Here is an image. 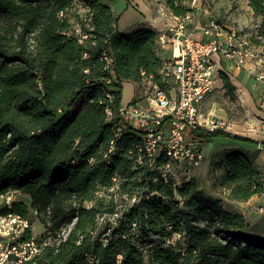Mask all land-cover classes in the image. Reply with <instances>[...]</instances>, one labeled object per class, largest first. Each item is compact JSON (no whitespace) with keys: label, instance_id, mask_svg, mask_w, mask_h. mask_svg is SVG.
<instances>
[{"label":"trees","instance_id":"trees-1","mask_svg":"<svg viewBox=\"0 0 264 264\" xmlns=\"http://www.w3.org/2000/svg\"><path fill=\"white\" fill-rule=\"evenodd\" d=\"M158 1L174 17L190 11L191 0ZM246 1L260 20L249 41L264 48V0ZM118 19L108 0H0V199L11 191L28 196L48 232L33 241L30 229L23 231L20 242L36 246L19 264H264V241L249 233L242 214L224 209L194 178L175 186L133 164L134 132L104 157L113 138L105 109L120 105L123 83L137 89L142 73L157 79L167 58L156 31L120 33ZM220 78L231 91L226 74ZM194 135L209 146L256 143L220 129ZM218 166L228 199L246 202L263 193L252 154L232 150ZM113 178L120 180L115 190ZM115 196L137 199L111 227L99 220L113 215ZM27 213L13 203L0 215ZM175 234L185 238L177 249L170 242ZM17 261L11 253L5 264Z\"/></svg>","mask_w":264,"mask_h":264},{"label":"built area","instance_id":"built-area-1","mask_svg":"<svg viewBox=\"0 0 264 264\" xmlns=\"http://www.w3.org/2000/svg\"><path fill=\"white\" fill-rule=\"evenodd\" d=\"M198 3V0H191L190 11L185 16L176 17L174 24L158 32L159 48L167 53V58L163 61L157 79L142 73L140 85L129 104L120 103L116 109L109 106L105 109L106 122L111 125L113 138L104 157L109 159L114 155L117 141L132 131L136 139L130 152L136 156L133 164L146 167L155 174L154 181L173 179L175 186L185 183L179 180L177 174H182L183 179L189 178L191 171L201 165L205 146H209L204 139L196 137L194 131H214L220 128L219 120L211 113L203 114L207 97L217 89L215 57L223 55L230 60L237 57L236 68L252 70L253 65L246 67L249 64L247 57L251 56V49L256 47L249 38H236V32L230 31L228 35L224 33L218 21L207 10H204L205 18L198 20L203 37L196 38L189 27L196 21ZM104 60L105 69L114 79L111 59L104 56ZM256 80L264 81V73H258ZM106 98L111 103L112 96L109 93ZM113 183L115 190L120 180L113 178ZM136 199L132 197L130 206ZM7 204L10 207V203ZM90 206L88 204L87 208ZM122 212L117 208L110 216L111 219L116 221ZM3 224L12 226L13 239L23 232V228H27L25 219L10 214L0 215V229ZM30 244L33 242L23 245L30 247ZM33 252L34 248L30 250V253ZM11 253L18 257V264L30 258V255L20 258L21 251L18 252L15 246L7 243L6 252L0 254V264H5Z\"/></svg>","mask_w":264,"mask_h":264},{"label":"rangeland","instance_id":"rangeland-1","mask_svg":"<svg viewBox=\"0 0 264 264\" xmlns=\"http://www.w3.org/2000/svg\"><path fill=\"white\" fill-rule=\"evenodd\" d=\"M125 2L127 4H135L137 13H139L141 10L139 2H142L145 6H149L150 4L158 5L157 0H108V5L110 8H112L111 10L113 14L116 13V15H118V11H120ZM198 2V20L205 18L206 13H204V10H207V13L218 21L220 27L227 35L230 33V31L236 32V38H249V36L256 34L260 20L258 17H255L252 14L246 0H198ZM75 8L80 18L84 19L85 9L80 5H76ZM167 12L168 11L163 13L168 14ZM124 18L125 16L121 17V19L119 18L117 21V25L119 27L122 26ZM73 30L77 34L80 32L78 26L76 25L73 26ZM162 55L165 56V51H162ZM219 72L218 79H220V84L222 85L207 97L203 107V114L206 115L207 113H211V115L215 118L222 117L223 122L222 125L220 124L219 129L229 132L232 135L243 137V134H247L248 131H251L250 133L256 132L252 126L254 122L260 118L259 111H262V109L258 108L254 102L249 104L244 103V101L239 97L238 92V89H249V87L242 84L243 82L240 80L235 79L232 73H229L226 76L228 77L232 87L230 91L225 87L224 82L220 78ZM220 84L218 83V85ZM135 93V85L132 82H125L122 88L121 103L123 105L129 104L134 98ZM214 105L218 109H221L220 111H217L218 113H212ZM80 106L81 101L78 102L76 108H79ZM246 123L251 125V128L246 126ZM212 143V146H205L203 150L204 159L202 164L191 171L189 178H194L199 186L205 191V193L218 200L224 209L242 214L249 225V233L264 241L263 209L258 207L259 209L256 211L253 210L254 212H252V210L249 211V209H242L240 205L236 204L235 201L228 199L227 186L221 181L222 171L219 169L218 164L227 152L236 150V144L232 143L231 141H224L223 143L213 141ZM207 144L209 143L207 142ZM177 175L179 180H184L185 183L186 179H189L187 177L183 179L182 174ZM8 202L10 203V206L13 203H20L26 206L28 209L25 220L27 221V228L30 229L33 241L40 238H46L48 236L47 230L43 224L39 222L38 218L36 217V213L31 210L30 199L28 196L22 195L15 191L9 192L7 196L0 199V212L4 210V207L7 206L8 208ZM115 202L117 204L116 208L122 211L130 206V203L126 199L119 196H115ZM243 210L244 214L242 213ZM99 222L108 224L111 227H115V221L112 220L110 216L102 217ZM69 227L70 224H66V226L63 228V232L68 230ZM24 229L26 228H23L22 231H24ZM11 230L12 226L10 224H3L2 228L0 229V254H4L6 252L7 243H9V246L13 244L18 252L21 251V253H19L20 258L28 257L30 250H33V248L36 246L35 243L33 242V244H30V247L24 246L20 242L21 234L23 232L13 239L11 238ZM105 230L106 228L104 227L99 229L97 231V236H102L103 234L101 233ZM107 231L109 232L108 229ZM4 240H6V243L2 244V241ZM170 242H172L173 246L177 249L178 246H184L185 238L183 235L175 234L173 235V238L170 240ZM7 250H9V248H7ZM1 259L2 256L0 255V260Z\"/></svg>","mask_w":264,"mask_h":264},{"label":"crops","instance_id":"crops-1","mask_svg":"<svg viewBox=\"0 0 264 264\" xmlns=\"http://www.w3.org/2000/svg\"><path fill=\"white\" fill-rule=\"evenodd\" d=\"M157 2L158 5L150 4L149 6H145L142 2H139L141 8L139 13L136 12L137 9L135 4H127L125 2L120 11H118V15L114 13L120 19L121 17L125 16L122 26L119 27L117 25L118 31L120 33H129L137 28H151L158 33L162 30H165L167 26L174 24L176 22V17L171 15L162 2H159L158 0ZM166 11H168V14L163 13ZM196 11L198 13V9H196ZM189 28L196 38L202 39L203 36L198 25V15L196 17V21L193 22ZM250 52L251 56L248 55L247 57L249 64H247L246 67L253 65L252 70L236 68L235 62L237 57L233 60H230L223 55H218L215 57V62L218 72L220 71L219 73H225L226 75L232 73L235 79L240 80L243 82L242 84L249 87V89H238L241 100H243L246 104L254 102L258 108L262 109V111H259L260 118L256 120L252 126L256 132L250 133L251 131H248L247 134H243V137L248 138L256 143H236V150L252 154L253 166L264 178V81L258 82L256 80V75L258 73H264V58H261V56L264 55V48L254 47ZM166 54L167 53L165 52V56ZM218 77L215 80V87L217 89L222 85L220 84V79H218ZM218 83L220 85H218ZM218 110L220 111L221 109H218L214 105L212 113H218ZM217 120H219V123L222 125L223 118L219 117ZM246 126L251 128V125L249 124ZM236 204L240 205L242 209H249V211L252 210V212L262 208V213L264 214V191L261 195L253 196L246 202H236ZM242 213L244 214V210Z\"/></svg>","mask_w":264,"mask_h":264}]
</instances>
